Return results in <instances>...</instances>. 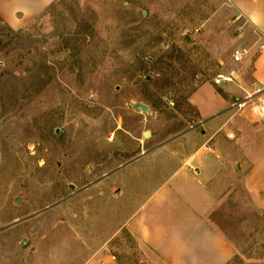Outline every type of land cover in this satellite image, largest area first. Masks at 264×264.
Wrapping results in <instances>:
<instances>
[{
	"label": "rangeland",
	"instance_id": "obj_1",
	"mask_svg": "<svg viewBox=\"0 0 264 264\" xmlns=\"http://www.w3.org/2000/svg\"><path fill=\"white\" fill-rule=\"evenodd\" d=\"M238 25L232 0H55L18 27L0 17V264H82L105 246L157 264L123 225L153 153L198 120L192 94L233 71ZM212 219L233 264H264V211L243 185Z\"/></svg>",
	"mask_w": 264,
	"mask_h": 264
},
{
	"label": "crops",
	"instance_id": "obj_2",
	"mask_svg": "<svg viewBox=\"0 0 264 264\" xmlns=\"http://www.w3.org/2000/svg\"><path fill=\"white\" fill-rule=\"evenodd\" d=\"M54 1L0 0V17L18 27ZM232 5L241 20L233 29L232 48L248 52L239 64L231 60L237 80L221 86L206 83L192 94L198 120L163 147L169 149L165 156L160 150L153 153L156 166L146 170L153 180L145 194L138 192V207L123 225L157 264H233L236 249L212 215L238 184L264 211V126L253 104L235 105L248 94L255 101L264 96V53L259 50L264 0H232ZM82 264L119 262L105 246L90 248Z\"/></svg>",
	"mask_w": 264,
	"mask_h": 264
},
{
	"label": "built area",
	"instance_id": "obj_3",
	"mask_svg": "<svg viewBox=\"0 0 264 264\" xmlns=\"http://www.w3.org/2000/svg\"><path fill=\"white\" fill-rule=\"evenodd\" d=\"M261 53H264V43L260 45L259 48ZM248 52L245 49H237L233 53V62L234 63H241L244 56ZM237 78L234 71L231 72H220L216 75L214 79V84L217 86H221L224 84H234L236 82ZM255 95L248 94L247 97L244 100L238 101L235 105L237 108L242 109L244 108L248 103L251 104H257V108L260 112L261 121L264 123V96L255 101Z\"/></svg>",
	"mask_w": 264,
	"mask_h": 264
},
{
	"label": "water",
	"instance_id": "obj_4",
	"mask_svg": "<svg viewBox=\"0 0 264 264\" xmlns=\"http://www.w3.org/2000/svg\"><path fill=\"white\" fill-rule=\"evenodd\" d=\"M138 108L141 109V110H143V111H145V112L148 111V107L145 106V105H138Z\"/></svg>",
	"mask_w": 264,
	"mask_h": 264
}]
</instances>
